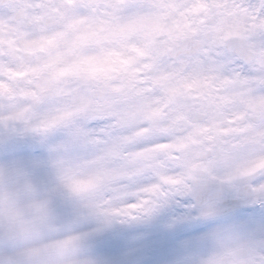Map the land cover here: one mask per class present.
<instances>
[{"label": "snow or ice", "instance_id": "1", "mask_svg": "<svg viewBox=\"0 0 264 264\" xmlns=\"http://www.w3.org/2000/svg\"><path fill=\"white\" fill-rule=\"evenodd\" d=\"M0 264H264V0H0Z\"/></svg>", "mask_w": 264, "mask_h": 264}]
</instances>
